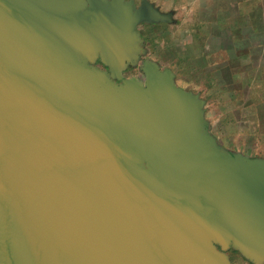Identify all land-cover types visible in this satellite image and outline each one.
<instances>
[{"label":"water","instance_id":"1","mask_svg":"<svg viewBox=\"0 0 264 264\" xmlns=\"http://www.w3.org/2000/svg\"><path fill=\"white\" fill-rule=\"evenodd\" d=\"M162 18L0 0V264H264V161L221 149L169 70L123 78Z\"/></svg>","mask_w":264,"mask_h":264},{"label":"crops","instance_id":"2","mask_svg":"<svg viewBox=\"0 0 264 264\" xmlns=\"http://www.w3.org/2000/svg\"><path fill=\"white\" fill-rule=\"evenodd\" d=\"M131 1L135 8L140 7L142 3L151 6L164 18L137 24L144 52L140 53L137 64L127 65L122 72L123 78L134 76L145 83V73L140 69L144 61L155 64L160 71L169 70L174 87L196 95L201 101L207 130L221 149L232 157L264 161V11L259 12L258 21L253 24L248 21V12L242 11L238 14V10L229 15L225 12V21L212 18L210 23L203 24L208 27L209 32L208 36L205 35L202 50L193 57L196 59V65L192 68L193 72L203 75V80H198L197 77L194 83L184 80L186 84H191L184 85L177 75L176 68L174 69L180 61L179 57L173 56L174 51L178 50L177 44L174 43L177 39H174L173 35L179 27L176 9H163L154 0ZM238 15L239 23L235 20ZM238 24L241 26L237 27ZM144 25L153 26L154 29L161 27L165 37L162 53L168 55L164 58L165 61L160 62L149 56L151 52L148 35L143 34L141 30ZM255 31L259 34L256 40ZM239 34L240 37H234ZM95 64L98 68L107 70L99 59ZM128 69H136L139 75H125ZM112 80L121 82L120 79ZM213 122L216 123L217 129L223 131H214ZM245 260L246 264L252 263Z\"/></svg>","mask_w":264,"mask_h":264},{"label":"rangeland","instance_id":"3","mask_svg":"<svg viewBox=\"0 0 264 264\" xmlns=\"http://www.w3.org/2000/svg\"><path fill=\"white\" fill-rule=\"evenodd\" d=\"M154 2L163 9L170 7L176 9L179 27L174 31L173 35L174 39H177V41L174 40V43L177 44L176 48L178 50L174 51L173 56L174 58L179 57L180 61L179 64L173 67L174 69L176 68L177 75L181 78L184 85H191L186 84V82L194 83L196 77L198 80H203V75L193 72L192 69L196 65V59L193 57H196L197 52L202 50V46L205 44V35L207 34L208 36L209 32L208 27L203 24L210 23L212 18L218 21H225V12L229 15V13L236 12L237 10L238 14L242 11L244 13L245 11L248 12L246 13L248 21L253 24L258 21L259 12L264 11V0H154ZM239 17L240 15L235 18V20H238V23L240 22ZM263 25L264 21H262ZM240 26V24L237 25V27ZM141 30L143 34L148 35L151 52L149 56L158 59L160 62L162 60L165 61L164 58L168 55H165V52L162 53L164 51L162 45L164 44L165 37L162 35L161 27L154 29L153 26L144 25L141 26ZM167 30L166 28L165 31ZM236 36L240 37V34L234 35L235 38H237ZM254 36L255 40L258 39L259 34L257 31H255ZM208 42H206L207 46ZM133 74L139 75V72L136 69H128L125 72V75L128 76ZM215 125L216 123L213 122L214 131H223V129H217ZM230 255L234 263L246 264V260L238 251L233 250Z\"/></svg>","mask_w":264,"mask_h":264},{"label":"flooded vegetation","instance_id":"4","mask_svg":"<svg viewBox=\"0 0 264 264\" xmlns=\"http://www.w3.org/2000/svg\"><path fill=\"white\" fill-rule=\"evenodd\" d=\"M226 252H227V254H228L230 260H231L232 262H234V260H232V257H231V255H230V253L233 252V250L228 249ZM237 264H238V263H237ZM250 264H253V263H250Z\"/></svg>","mask_w":264,"mask_h":264}]
</instances>
